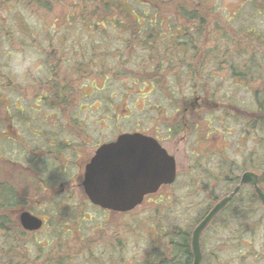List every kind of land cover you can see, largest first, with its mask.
<instances>
[{
    "label": "rangeland",
    "instance_id": "374dc122",
    "mask_svg": "<svg viewBox=\"0 0 264 264\" xmlns=\"http://www.w3.org/2000/svg\"><path fill=\"white\" fill-rule=\"evenodd\" d=\"M10 1L5 0L3 10L13 34L11 38L0 34V81L12 86H0V95L7 98L8 92L11 105L0 108L4 123L0 126V155L28 167H13L9 176L14 174L15 182H20L21 193L37 198L28 201V207L44 218V229L38 235L44 246L43 261L52 248L61 253L71 248L82 251L88 238L96 264H160L164 255L170 261L175 245L163 251V243L175 239V231L193 234L208 207L231 192L245 171L264 174V131L246 132L249 129L237 122L238 115L229 117L226 110L231 108H225L230 100L256 109L255 94L237 85L223 63L209 56L204 60L206 48L200 41L201 52L191 61L194 70L184 71V66L183 71L163 74L154 70L160 59L157 50L140 45L142 39L131 31L107 24H101L99 31L89 29L82 19L83 0H53L51 10L41 7V0ZM139 1L146 4L145 10L151 4L160 9L163 30L169 29L167 22L182 20L173 2ZM133 5L140 11V4L133 1ZM92 6L91 16L97 8ZM17 60L27 64L22 73L14 69ZM172 61L179 64L178 56ZM48 65L55 66L52 80L59 83L61 99L66 102L45 100L52 91L47 85L51 77ZM193 79L197 84L209 82L204 92L191 88ZM142 80L155 81L158 87L142 85ZM166 83L176 86L172 100L164 94ZM11 102L29 116L20 117L30 119L32 133L18 121ZM134 131L155 136L175 155L178 179L157 195L147 196L131 212L99 209L83 188L84 165L101 143ZM52 132L56 136L44 135ZM6 135L20 139L21 144H11ZM63 140L72 145L73 163L60 171L43 150H54L49 143ZM5 177L1 171L0 178ZM63 182L65 192L58 190ZM241 191L236 204L247 203L252 215L228 216L230 209L219 213L201 236L202 264H264V206L259 199L248 204L254 193L250 184ZM61 224L68 230L63 234L67 245L64 241V246H50L45 236L51 238L50 231L56 233Z\"/></svg>",
    "mask_w": 264,
    "mask_h": 264
},
{
    "label": "trees",
    "instance_id": "16d2710c",
    "mask_svg": "<svg viewBox=\"0 0 264 264\" xmlns=\"http://www.w3.org/2000/svg\"><path fill=\"white\" fill-rule=\"evenodd\" d=\"M133 1L141 5L140 11H136ZM168 1L176 4L178 12L181 14L180 19L182 20L172 23L167 22L169 24V29L167 30H163L162 26L165 22L164 18H160V15H158L160 9L155 6L152 7L151 4V7L145 10L146 4L139 0H83L82 8L84 12L82 13V19L85 20L91 30L99 31L101 30L99 28L101 24H107L111 28L119 26L117 28L125 32L131 31L134 37L142 39V44L140 45L143 47L150 45V49L157 50L160 59L154 70L161 71L163 74H175L178 69L183 71L184 66V71L189 70L190 67L194 70V67L191 66V61H194L195 56L201 52V48H199L200 41V45L206 48V52L203 55L204 60H206L205 56H209L211 59H216L218 63H223L225 65L224 68L231 71V79L233 78V80L237 81V85L251 92V94H255L256 109L246 106L241 107L240 104L229 100L225 106L226 109L231 108V110H226L228 115H230L229 117H234L237 114V122L249 129L246 132L259 128L261 131H264V0H232L233 2L229 0V6L227 0ZM8 2L11 1L8 0ZM39 3L41 7L51 10L53 0H41ZM232 3H234V6ZM4 4L5 0H0V34L4 33L11 38L13 33L5 17ZM94 4V7L97 8L91 16L90 10ZM161 5L162 7H168L165 4ZM153 13L156 15L151 16ZM12 25L16 24L13 23ZM5 26L8 27L5 28ZM130 46L132 47V44ZM162 50H164L163 53ZM174 55L178 56L179 64L173 63L172 57ZM79 67H82V65L80 64ZM48 69L51 77L47 81V85L51 86L49 91L51 89L52 91L51 96L48 98L47 94L45 100L50 104H61V101L66 102L67 100L61 99L63 95L59 83L52 80V78H55V66L48 65ZM7 76V80H11L12 77L9 74ZM142 81V85H155L158 87V84L154 80V82ZM156 81L161 84L159 80ZM192 82H195V80L193 79ZM208 83V81H205V83L199 82L198 84L195 82L191 88L194 90L200 89L201 92H204ZM166 84L164 94H168L170 100H172L175 93L173 89L176 86L169 83ZM0 86L12 88L11 85L4 81H0ZM8 94V92L5 93L7 98L9 97ZM168 95L166 96L167 99H169ZM3 97L4 94H1L0 108L11 106L8 103V99H3ZM11 103L16 110L15 113L19 116L18 121L26 124L32 133L30 119L27 120L25 118V121H23L20 117L21 114H24L25 117L27 116L24 113V109L17 106L15 102ZM6 111L9 115H12L9 109ZM3 124V120L0 118V126ZM11 124H14V122H11ZM4 128V130L7 129L6 125ZM4 138L12 140L11 144H18V141L21 144L20 139L15 140L8 135L4 136ZM32 149L29 150L32 152ZM2 153L3 150H0V154ZM2 156L0 155V172L2 171L7 177L0 178V264H44V262L45 264H96L93 259V243L89 238L87 239L89 243H87V246L85 245L88 247L85 253V246L82 251H75L71 248L68 252L64 253H61L59 250L53 252L54 248H52L46 252L43 261L44 246L42 245V238H38V235L42 233L41 230L34 231L33 233L28 232L20 226L19 222L21 211L29 210L28 201H33L37 198L33 194L28 196L27 192L21 193L22 187L20 182H15L17 179L14 178L15 176L12 172V175L9 176V172L13 167L15 169L19 167L22 170L28 167L18 165V162L10 158L3 159ZM259 183L264 188V174L260 175ZM43 184L44 182H42ZM244 186L237 193L238 195L242 193L241 190ZM46 189L47 186H43V191H46ZM252 194V197L250 195L248 201L250 205L253 200L257 202L258 199L255 191ZM236 197L224 209H230L228 216H238V214H241L243 217L247 214L251 216L253 211H250L251 209H249L250 207L247 206V203L239 207L238 203L236 204ZM212 207H208V212ZM223 213L222 211L221 214ZM60 226V229H57L56 233L50 231L51 238L45 236L50 246L67 245L66 240L68 238L64 240L63 234L67 233L68 230L65 229L63 224ZM168 236L163 238L167 239ZM174 237L175 239L163 243V251H167L170 244H173L175 245L177 259V262L174 264H192L191 231H175ZM64 241L65 244L63 245ZM162 258H164V261L160 264H173L172 260L169 261L166 255ZM148 262H145V264H148Z\"/></svg>",
    "mask_w": 264,
    "mask_h": 264
},
{
    "label": "water",
    "instance_id": "95a60500",
    "mask_svg": "<svg viewBox=\"0 0 264 264\" xmlns=\"http://www.w3.org/2000/svg\"><path fill=\"white\" fill-rule=\"evenodd\" d=\"M87 164L83 188L96 206L115 212H128L145 201V195L155 193L161 184L176 179L175 157L165 150L155 137L140 132L123 133L115 141L104 143ZM259 175L245 172L237 187L219 200L193 229V264L203 259L201 236L215 216L226 208L241 187L251 184L264 206V189L258 183ZM20 225L29 232L43 228V220L29 212L20 213Z\"/></svg>",
    "mask_w": 264,
    "mask_h": 264
},
{
    "label": "flooded vegetation",
    "instance_id": "af4514ba",
    "mask_svg": "<svg viewBox=\"0 0 264 264\" xmlns=\"http://www.w3.org/2000/svg\"><path fill=\"white\" fill-rule=\"evenodd\" d=\"M65 133L66 134H69L68 132H65ZM44 135L49 136V137H51V135L52 136H56V134L54 132H52L51 134H44ZM54 139L57 140L56 138H54ZM159 141L162 143L163 147H165L164 144H163V142L161 140H159ZM49 144L51 146H53L54 150L53 149H51V150H43V152H45V154H47L48 157L51 158V162L54 163L60 169V171H64L68 165H72V163H73V160H72L73 159V156H70V154H69L70 151L72 150V145L70 144V142H68L66 140H63V142H57L56 141V142H52V143H49ZM102 144L103 143H101L99 146H101ZM165 148H167V147H165ZM92 158H93V155H92L91 159ZM74 164L75 165L77 164L79 166V164L77 162H75ZM86 165L87 164L84 165L85 170H86ZM85 170H84L83 176L85 174ZM66 182H68V181H66ZM66 182L59 183L60 185H58V190L61 189V191L65 192ZM168 186L167 185H164V184L161 185L160 186V189L157 191V193L152 194V195H157L158 193L162 192V189L163 188H166ZM175 254H176V251H174V252L171 253V260H172V263L173 264L175 262H177V259H176V255Z\"/></svg>",
    "mask_w": 264,
    "mask_h": 264
},
{
    "label": "clouds",
    "instance_id": "9594fccd",
    "mask_svg": "<svg viewBox=\"0 0 264 264\" xmlns=\"http://www.w3.org/2000/svg\"><path fill=\"white\" fill-rule=\"evenodd\" d=\"M31 61L29 60L27 63H30ZM27 66L26 63H21L19 60L14 65V69L17 73H22L24 68Z\"/></svg>",
    "mask_w": 264,
    "mask_h": 264
}]
</instances>
